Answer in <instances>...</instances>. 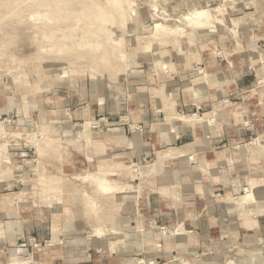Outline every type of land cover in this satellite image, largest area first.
Listing matches in <instances>:
<instances>
[{
    "label": "rangeland",
    "instance_id": "1",
    "mask_svg": "<svg viewBox=\"0 0 264 264\" xmlns=\"http://www.w3.org/2000/svg\"><path fill=\"white\" fill-rule=\"evenodd\" d=\"M129 1L130 18L122 23L111 13L108 0H0V241L21 235L18 243L3 250L7 258H0V264H51L47 256L64 247L70 254H134L129 264H264L263 237L255 236L254 241L222 238L212 246L194 245L193 233L171 229L164 212L169 209L161 207L168 202L188 203L194 195L212 200L223 196L228 203L235 202L229 189L222 188L229 175L238 173V165L230 164L231 173L224 170L215 175L197 159L174 166L173 154L167 150L143 164H122L115 155L125 149L109 154L93 142L94 132L105 134L109 129L107 118L69 123L71 112L62 108L68 101L78 108L87 93L132 92L129 81L144 78L140 72L149 56L169 60L168 49L185 52L211 45L216 57L229 58L221 48L225 44L235 56L248 50L258 59V67L264 68V46L254 49V38L249 35L251 23L262 16L258 4L264 0ZM89 4L106 11V21L94 22L83 15ZM196 9L211 10L216 18L210 27L197 28L182 19ZM157 24L180 31L156 35ZM171 65L162 64L161 72L173 74ZM197 72L201 74H191L190 80L207 79L206 72ZM175 120L190 123L194 118L174 113L168 124ZM120 122L131 132L144 131L142 124L128 125L126 115ZM262 141L255 138L246 149L262 148ZM85 155L93 166L83 164ZM197 182L198 194H193L190 189ZM237 195L243 196V204H255L252 186ZM149 203L166 221L147 215L146 220L152 221L145 226L143 204L149 207ZM32 216L45 225L64 218L70 227L62 230L54 223L53 240L50 236L40 240L30 227ZM157 238H164L161 247L156 246ZM145 242H151L149 250L142 249ZM15 257L21 261L12 262Z\"/></svg>",
    "mask_w": 264,
    "mask_h": 264
},
{
    "label": "crops",
    "instance_id": "2",
    "mask_svg": "<svg viewBox=\"0 0 264 264\" xmlns=\"http://www.w3.org/2000/svg\"><path fill=\"white\" fill-rule=\"evenodd\" d=\"M201 1L213 4L215 0ZM258 10L262 16L256 15L257 20L249 27V35L255 41L254 49L256 46H264V1L258 4ZM204 47L185 52L168 49V56L171 57L169 60L163 59L162 55L157 58L152 54L144 63L146 68L140 72L144 78L130 79L132 92L115 96L102 92H94L93 95L87 93L80 99L78 108L71 101L64 102L62 108L71 112L69 123H87L100 116L107 118L105 125H108L109 129L105 134L104 131L94 132L93 142L99 149L109 150V154L117 149L118 153L125 149L119 156L115 155L122 164H143L151 156L167 150L173 154L174 166L193 164L192 159H197L199 163L208 165L209 172L215 175L223 173L224 170L231 173L230 164L238 165V173L229 175L224 182L227 185L222 188L229 189V194L235 202L228 203L223 196L220 200H212L210 197L200 199L198 195H194L188 199V203L168 202V206L163 207L161 204V207L162 210L169 209L163 211L167 215L166 218L168 217V222H171V229H184L190 234L193 233L191 237L194 239V245L212 246L222 238H248L254 241L255 236L264 238V68L258 67V59L254 54L249 55L248 50H244L243 55L235 56L230 54L233 53L232 49L223 44L221 48L230 57L218 58L214 55L213 46ZM165 52L166 50H163L160 53ZM164 63H172L173 74L161 72ZM253 63L255 66L250 69L248 65ZM200 70L206 72L207 79L202 77L204 79L199 82L198 79L190 80L189 76L201 74L197 72ZM257 80L262 82L257 83ZM230 101L233 102L232 106L227 107L226 104ZM174 113L177 116L192 115L194 120L190 123L175 120L168 124L169 117ZM125 115L130 120L128 125L142 124L144 131H129L128 126L120 122V118ZM255 138L263 140L262 148L247 150V143ZM85 143L87 144L86 139ZM258 149L262 150L261 154ZM253 153L256 154L255 161ZM82 157L85 166L94 165L86 155ZM95 158L98 161V158ZM221 168L223 170L219 171ZM251 168L255 169L254 172ZM248 185L252 186L256 195L254 205L243 204L244 202L240 201L243 196L235 197L237 194L241 195L243 188ZM195 186L196 188L190 190L193 189V194H198V182ZM186 187L189 189L190 186ZM223 200L228 204H224ZM147 201L151 202V196H148ZM144 204L145 226L148 220L152 221L150 217L146 220L147 215H156L153 220L157 222L166 221V218L157 215L160 210L151 209L150 203L149 207H144ZM38 212L40 211L37 210ZM150 212L154 214L149 215ZM66 222L64 218H60L54 223L64 230L66 226L70 227ZM44 223L32 216L30 227L40 240L50 237L53 240L54 223ZM81 228L79 226V230ZM20 236L19 233L13 234L5 241H0V258H7V254L3 255V250L6 249L7 252V246L18 243ZM156 242V246L161 247L164 238H157ZM150 244L151 242L143 243L142 249L149 250ZM60 249L56 248L47 256L51 264H129L131 256H134H122L112 251L106 254H88L84 251L70 254L65 252V247Z\"/></svg>",
    "mask_w": 264,
    "mask_h": 264
},
{
    "label": "bare ground",
    "instance_id": "3",
    "mask_svg": "<svg viewBox=\"0 0 264 264\" xmlns=\"http://www.w3.org/2000/svg\"><path fill=\"white\" fill-rule=\"evenodd\" d=\"M108 2L111 4V13H115L119 16L120 18V21L122 23L126 22L127 20H129L130 16L127 15V10H128V7L130 8L132 6V2L129 1V0H108ZM94 4V3H93ZM90 5V4H89ZM88 7V6H87ZM92 7V8H91ZM217 8V9H216ZM215 9L217 11H219L218 7H216ZM89 10L87 11L88 13L87 14H84L86 13V11L84 13H82L83 15H85L88 19H91V20H94V22L97 20H100V21H106V17H107V13L106 11H103L101 9V7H98L97 5H94V6H91L88 8ZM216 11V12H217ZM57 14V13H56ZM55 14V15H56ZM224 14V13H223ZM222 15V13H221ZM50 16V15H49ZM54 16V15H53ZM84 17V16H83ZM85 17V18H86ZM214 15L212 14L211 10H206V9H196L194 10L193 12L191 13H188L186 15H184L182 17L183 20H185L186 22H189L190 24H193L195 25L197 28H207V27H210L212 24H213V19H214ZM84 18V19H85ZM216 18V17H215ZM51 19V18H49ZM57 19V18H55ZM59 19V18H58ZM81 19H79L80 21ZM90 20V21H91ZM215 22V21H214ZM219 23V22H218ZM98 31V30H97ZM170 32L171 34H175L177 33L178 31H180L179 29H171V30H167L165 27H162L161 25L157 24L156 25V31H155V34L158 35L159 32ZM154 32V31H153ZM95 33V32H94ZM97 33V32H96ZM102 33V32H100ZM99 34V33H98ZM106 34V33H104ZM154 34V35H155ZM96 35V34H95ZM100 35V34H99ZM160 35V34H159ZM96 37V36H95ZM200 79V78H199ZM204 79V78H203ZM201 80V79H200ZM199 81V80H198ZM13 261H17V262H20L21 261V258H18V257H15V259L12 260ZM16 263V262H15Z\"/></svg>",
    "mask_w": 264,
    "mask_h": 264
}]
</instances>
